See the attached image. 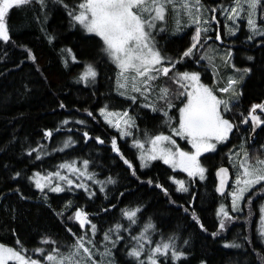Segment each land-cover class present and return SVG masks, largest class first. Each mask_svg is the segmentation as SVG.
Masks as SVG:
<instances>
[{
  "label": "snow or ice",
  "instance_id": "obj_1",
  "mask_svg": "<svg viewBox=\"0 0 264 264\" xmlns=\"http://www.w3.org/2000/svg\"><path fill=\"white\" fill-rule=\"evenodd\" d=\"M52 3L61 6L67 13L70 25L79 27L86 34L98 37L101 42L100 51L103 57L112 63L117 69L116 91L118 95L125 97L132 104L141 108L150 109L160 116V127L166 129L151 132L145 129L143 138L135 133L139 131L135 117L130 115L127 109L121 111L110 110L108 104L98 107L97 111L103 121L110 127L115 128L121 139L131 138V147L138 152L140 161L139 168H147L152 162L162 161L169 166L173 172L179 170L187 174L188 180L177 179L169 176L170 180L177 187L175 191L188 193L193 181L197 178L205 180L208 167L202 162L205 154L216 153L218 145L225 144L233 135L234 129L239 132L241 125H249V132L264 125V100L252 103L245 112H236L240 105V97L243 95L240 85L251 73L249 67L238 68L231 63L232 50L226 48L220 59L226 67L232 69V75L226 79L224 86L212 85L202 81L201 70H187L186 61L200 65L207 61L211 66L214 76H219L217 65L214 63L215 55L210 56V46H207L213 36L209 32H215V41L224 43L218 28L212 25L220 24L216 13L219 11L230 23L225 24L226 35L236 36L239 31L237 21L246 20L248 30L247 39L256 40L261 37L260 44L264 45V0H233V4L225 7H208L203 0H76L74 3H66L65 0H51ZM38 5L41 10L47 9L49 0H0V42L8 44L12 38L7 24L10 10L13 8H27ZM171 11L175 27L173 33L179 32L182 27L195 25L194 34L191 36L190 45L182 50L178 56H170L164 53L156 40V35L167 30L168 13ZM182 18L186 24H182ZM47 13H44L43 20L46 21ZM49 43L55 39L54 35L45 33ZM207 46V48H206ZM27 58L36 61L31 49H26ZM67 52L72 62L77 58L72 54L71 49H63ZM219 55L217 50H212ZM249 61L254 57L248 56ZM65 67L68 60H64ZM178 65L183 66L182 68ZM207 70L206 67L203 68ZM171 73V75H170ZM98 70L95 62H87L83 71L77 77L78 83H95ZM164 77L170 80L174 87L167 84H160L158 81ZM60 108L66 105L61 102ZM175 109L178 116L170 113ZM88 117L96 119L93 111L85 109ZM239 115L237 121L235 117ZM250 122V124H249ZM62 125H68V119L63 120ZM71 123L87 125L86 120H75ZM61 128L49 129L44 132V139L51 140L54 132H60ZM71 132L72 129H67ZM79 131V129H77ZM180 138L190 145L185 149L177 142ZM82 139L95 140L96 143L104 144L100 136H91L89 131H83ZM77 141L69 135L61 146L53 147L52 152H63ZM247 138L239 145V151L229 150L226 154L228 162L235 169L234 178L230 175L229 168L219 166L215 176L219 183L215 191L225 199L230 198L229 205L221 202L216 210L218 227L211 235L219 236L227 232L243 211L242 204L248 205V220H251L253 196L264 200V158L259 155L254 158L250 156L246 148ZM111 150L116 153L119 159L127 166L130 175L141 185H148L160 189L165 196H170L166 188L158 179L147 177L142 179L138 175V167L129 160L118 146L115 136L110 138ZM264 149V145H261ZM35 152V160H42L45 156L51 155L46 146L38 144L30 148L28 155ZM92 163L90 159L82 161H64L55 166L54 170L34 171L29 176H24L21 171H16L13 179L26 178L30 184L43 194L47 201V193H63L82 189L88 198L95 197L96 192L92 190V184L99 186L100 192H105L106 185H114L117 180L111 176L104 180L98 179V174L89 170ZM233 183L229 187V181ZM20 193V189H15ZM251 193L252 195H248ZM123 196L124 193L119 194ZM247 196V199H246ZM21 199H26L20 193ZM196 197L193 195L192 201ZM169 203L176 201L169 199ZM51 207V205H48ZM112 208L116 205L112 204ZM185 213H189L192 220L199 226L200 230L207 232V228L200 221L196 211L180 205ZM75 208V211L65 216V213ZM55 215L65 221H75L79 229L84 231L77 235L71 227L66 231L71 233L75 239L66 246V251L60 247L45 249L35 247L33 254H39L38 258L27 255L28 250L23 247L19 239L16 244L19 249L13 246H6L0 243V264H117L116 252L118 245L124 242L125 255L129 258L128 264H179L186 260L188 253L178 244L180 237L173 233L167 238L161 232V239L154 240L157 233V225L149 217L141 221L144 207L138 205L121 209L122 217L127 224L119 221L111 224L107 229L98 228V225L90 218L93 214L84 210L83 206L74 205L69 200L60 211L53 209ZM100 211L108 212V208H101ZM260 218L257 232L264 241V203L259 205ZM95 215H99L97 212ZM133 226H138L134 229ZM98 232L102 233L97 240ZM125 233L127 235H125ZM244 242H250L247 236L243 237ZM55 240L45 236L41 240L42 245L56 244ZM188 240H183L187 245ZM225 247L241 248L242 243L234 239ZM261 264H264V257H260ZM201 264H206L201 261Z\"/></svg>",
  "mask_w": 264,
  "mask_h": 264
},
{
  "label": "trees",
  "instance_id": "obj_2",
  "mask_svg": "<svg viewBox=\"0 0 264 264\" xmlns=\"http://www.w3.org/2000/svg\"><path fill=\"white\" fill-rule=\"evenodd\" d=\"M65 2L71 4L76 0ZM203 3L208 7L220 5L228 7L233 4V0H203ZM45 12L46 21L43 20ZM220 14L218 11L217 15ZM241 23L242 28L236 36H227L225 31L221 33L223 44L214 40L215 32L209 33L213 40H209L207 45L216 43L221 47L233 49L232 63L238 68L252 69L241 85L243 95L240 97L239 108L234 109L236 112L246 114L252 103L264 100V45L260 44L261 37L249 41L246 23ZM7 24L12 40L8 44L0 42L1 243L19 249L20 246L16 244V240L19 239L28 250L27 255L34 258H38L39 254H33L32 250L38 246L46 250L59 246L61 251H66V246L75 239L66 228L71 227L77 235L84 229H79L75 221H65L57 217L53 209L60 211L64 204L71 200L74 205L83 206L85 211L93 214L90 218L98 228L107 229L116 221L127 224L122 217L121 209L142 205L144 213L141 221H146L150 217L157 225L158 231L153 236L154 240L161 239V232L164 238L173 233L180 237L178 244L188 256L179 264H201V261H205L206 264H261L260 257H264V241L261 240L257 227L260 218L259 205L263 200L259 197L252 207L253 215L250 221L247 218L248 211L242 207L243 211L236 214L239 220L231 225L227 232L216 237L211 233L218 227L216 210L219 204L227 202V199L221 198L215 191L217 180L214 173L219 166L230 165L226 154L232 148H239L241 136L247 138L249 146L246 148L250 151V156L259 155V148L264 145V125L254 142H251L249 125H241L239 132L234 129L229 141L218 148L216 153L205 154L201 158L208 167L207 179L193 181L188 193L177 192L175 191L177 186L168 180V177L186 179V173L177 170L173 172L162 161H155L147 168H139L140 161L137 158V150L131 147V138L121 139L117 130L108 126L99 116L98 107L108 104L111 110L127 109L130 115L135 117L139 128L135 134L141 138L145 129L151 132L164 130L167 133L166 129L160 127L158 113L141 108L139 101L132 104L125 97L118 95L115 89L117 69L103 57L98 37L86 34L78 26H71L66 11L51 0L48 8L43 10L38 5L13 8L10 10ZM212 26L217 28L215 23ZM46 32L55 36L52 43H49ZM193 32L194 29L189 26L185 32L177 35L164 33L160 36L159 46L167 55L178 56L190 45ZM26 49H31L36 57L35 62L27 58ZM63 49H71L77 62H72L70 55L62 51ZM248 56L254 57V60L249 61ZM65 59L68 60L67 67L64 64ZM87 62H95L99 74L95 83L86 86L84 83H78L77 77ZM186 65L187 70H201L204 78L214 84L213 74L206 63L195 65L191 61H186ZM178 67L183 70V66ZM204 67L207 68L206 71L203 70ZM158 83L174 87L171 81L164 77ZM61 102L66 105L65 108L59 107ZM85 109L93 111L96 119L88 117ZM170 114L178 116L175 109ZM65 119L70 121L68 125H62L61 122ZM81 119L87 121L86 126L71 123ZM235 119L239 121V115ZM56 128H61V131L54 132L51 140L44 139L45 130ZM67 129L72 131L68 132ZM85 130L89 131L91 136H100L105 143L99 144L95 140L85 142L82 139ZM69 135L77 141L74 145L63 152L51 151L53 147L61 146ZM113 136L117 138L118 146L124 155L138 167V175H141L142 179L147 177L158 179L168 188L170 196L163 195L160 189L141 185L130 175L127 166L111 150L110 138ZM38 144L45 145L51 155L45 156L42 160H35V152L29 156L30 148H35ZM252 147L258 149L256 154L251 152ZM83 159L92 161L89 170L96 172L98 179L104 180L111 176L117 183L106 185L105 192H100L98 185L88 181L92 190L96 192L95 197L91 199L82 189H77L63 193L49 192L45 201L43 194L26 178H12L16 171H21L26 177L34 171L54 170L56 165L64 161L79 162ZM17 188L27 197L26 199L20 198V193L15 191ZM121 192L124 193L123 196L119 195ZM193 195L196 199L189 203ZM169 199L176 203H169ZM112 204L116 207L112 208ZM180 205L189 208L190 211L194 209L208 231L200 230L190 214L185 213ZM105 207L109 209L108 212L100 211ZM73 211L75 208L67 211L65 216ZM97 212L99 215H95ZM133 227L136 229L138 226ZM101 235L102 233L98 232L97 240ZM45 236L57 243L42 245L41 240ZM244 236H247L250 242H244ZM234 239L242 243L243 247L238 249L225 247ZM183 240H188L189 243L184 245ZM118 248L117 264H128L129 258L125 255L124 242H121Z\"/></svg>",
  "mask_w": 264,
  "mask_h": 264
},
{
  "label": "rangeland",
  "instance_id": "obj_3",
  "mask_svg": "<svg viewBox=\"0 0 264 264\" xmlns=\"http://www.w3.org/2000/svg\"><path fill=\"white\" fill-rule=\"evenodd\" d=\"M216 16H217V19L220 21V24L219 25H216V27L219 29V32H220V34L223 32V31H225L226 32V28H225V24L226 23H230V22H227L226 20H225V16L221 13L220 15H217V13H216ZM241 22H244V23H246V20H243V19H241V20H239V21H237V23H238V25H239V31L238 32H240V29L242 28V23ZM187 22H186V20L185 19H183L182 18V24H186ZM221 26L223 27L222 29H221ZM174 27H175V24H174V21H173V19H172V13H171V11H169V13H168V19H167V30L165 31V32H163V33H159V34H157L156 35V40L158 41V43H159V41H160V39H161V37L160 36H162L164 33H172V34H174L173 33V29H174ZM187 27H189V26H187ZM187 27H182L181 28V30L179 31V32H176L175 34L177 35V34H180V33H183V32H185L186 30H187ZM213 27V26H212ZM192 28L193 29H195V25H192ZM214 28V27H213ZM237 32V33H238ZM209 33H211V32H209ZM236 33V34H237ZM193 34H194V32H193ZM192 34V35H193ZM226 34V33H225ZM221 36H222V34H221ZM223 39V38H222ZM207 46H210V49L211 50H209V55L210 56H213V55H215V60H214V63L217 65V67H218V71H219V76H214L213 75V78H214V84H212V83H209V81L207 80V79H205L204 78V76H203V74H202V76H201V79H202V81L203 82H205V83H209V84H212V85H216L217 84V81H219V83H218V85L217 86H220V87H222V86H224L225 85V83H226V79H227V77L229 76V75H232L233 73H232V69L230 68V67H226L225 65H224V63H223V61L219 58L220 57V55H223V53L225 52V50H226V48L225 47H221V46H219V45H217L216 43L215 44H210V45H207ZM207 46H206V48H207ZM229 48V47H228ZM212 50H217L218 51V53H219V55H216V53L214 52V51H212ZM232 50V53H233V49H231ZM206 63V65L210 68V70H211V73L213 74V70H212V68H211V66H209L208 65V62L207 61H202L201 62V64L202 63ZM231 63H232V60H231ZM240 88H241V85H240ZM116 89V88H115ZM111 110V109H110ZM114 111H117V110H114ZM118 111H120V110H118ZM122 112V111H121ZM252 133V132H251ZM165 134H167V133H165ZM251 136V135H250ZM251 138V137H250ZM244 141V137L243 136H241V143ZM177 142L180 144V146L181 147H183V148H185L186 150L187 149H190V145H186V142L184 141V140H182V139H180V138H177ZM251 142H254V139L252 140L251 139ZM222 145H224V144H222ZM222 145H218V148H220ZM245 146H249V144H248V142L246 143V145ZM256 147V146H255ZM255 147H252V153L253 154H256V152H258V149L257 148H255ZM259 148V147H258ZM233 149V148H232ZM231 149V150H232ZM260 149V153H259V156L261 157V158H264V149H262L261 147L259 148ZM235 151H239V148L238 149H234ZM218 151V150H217ZM137 152V151H136ZM249 153H250V151H249ZM251 153V154H252ZM255 156H257V155H255ZM255 156H252L251 155V157H255ZM137 157H138V152H137ZM153 163V162H152ZM230 168H231V170H232V174L234 175V173H235V169H233L232 168V166H231V164L230 165H228ZM177 171H179V170H177ZM208 172L206 173V178H205V180L207 179V177H208ZM187 175V174H186ZM198 179V178H197ZM186 181L188 180V178H186L185 179ZM199 180V179H198ZM205 180H203V181H205ZM200 181V180H199ZM251 193H249L248 195H250ZM246 199H247V196H246ZM258 199V197L257 196H253V199H252V206L251 207H253V205H254V202L256 201ZM223 203H225V204H227V205H229V210H230V198H228L227 199V202H223ZM262 203H264V200H263V202ZM241 207H243V208H245L246 209V211H248V205L246 204V203H244V204H242L241 205ZM1 243V242H0ZM6 245V244H5ZM6 246H8V245H6ZM12 264H14V262H12Z\"/></svg>",
  "mask_w": 264,
  "mask_h": 264
},
{
  "label": "water",
  "instance_id": "obj_4",
  "mask_svg": "<svg viewBox=\"0 0 264 264\" xmlns=\"http://www.w3.org/2000/svg\"><path fill=\"white\" fill-rule=\"evenodd\" d=\"M261 127H262V125H261ZM261 127L257 128V129L255 130V132L250 133V135H251V139H252V140L255 139V137H256L257 134L259 133ZM221 166L228 167V168H229L230 175L233 176V178H234V175L232 174L233 172H232L231 168H230L228 165H221ZM216 170H217V169H216ZM214 174H215V173H214ZM215 177H216V176H215ZM216 180H217V182H216V186H215V187H217V186H218V183H219V180H218L217 177H216ZM232 183H233V181L230 180V181H229V187H231ZM217 194L220 196L219 193H217ZM221 198H222V197H221Z\"/></svg>",
  "mask_w": 264,
  "mask_h": 264
},
{
  "label": "bare ground",
  "instance_id": "obj_5",
  "mask_svg": "<svg viewBox=\"0 0 264 264\" xmlns=\"http://www.w3.org/2000/svg\"><path fill=\"white\" fill-rule=\"evenodd\" d=\"M244 36V35H243ZM230 43V42H229ZM250 46H253V45H250ZM254 72V71H253ZM264 135V134H263ZM259 137V136H258ZM257 143V142H256ZM226 147V146H225ZM223 149V148H222ZM221 149V150H222ZM215 170V169H214ZM166 177V176H165ZM164 184V183H163ZM171 185V184H170ZM212 190V189H211ZM216 203V202H215ZM211 229V228H210ZM72 240V239H71ZM257 250V249H256ZM234 251V250H233ZM262 252V251H261Z\"/></svg>",
  "mask_w": 264,
  "mask_h": 264
}]
</instances>
